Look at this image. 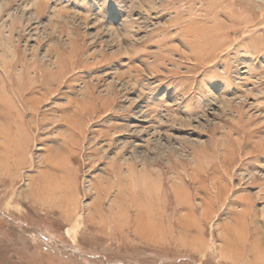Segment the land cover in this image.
<instances>
[{
	"label": "rangeland",
	"instance_id": "rangeland-1",
	"mask_svg": "<svg viewBox=\"0 0 264 264\" xmlns=\"http://www.w3.org/2000/svg\"><path fill=\"white\" fill-rule=\"evenodd\" d=\"M0 264H264V0H0Z\"/></svg>",
	"mask_w": 264,
	"mask_h": 264
},
{
	"label": "bare ground",
	"instance_id": "bare-ground-1",
	"mask_svg": "<svg viewBox=\"0 0 264 264\" xmlns=\"http://www.w3.org/2000/svg\"><path fill=\"white\" fill-rule=\"evenodd\" d=\"M63 186V185H62Z\"/></svg>",
	"mask_w": 264,
	"mask_h": 264
}]
</instances>
